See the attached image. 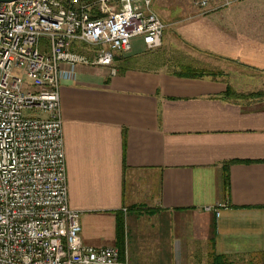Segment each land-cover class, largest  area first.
<instances>
[{
	"label": "crops",
	"instance_id": "obj_1",
	"mask_svg": "<svg viewBox=\"0 0 264 264\" xmlns=\"http://www.w3.org/2000/svg\"><path fill=\"white\" fill-rule=\"evenodd\" d=\"M245 50L224 55L262 65ZM144 51L134 40L111 66L79 65L61 81L83 244L129 264H264V98L227 99L222 76L139 68Z\"/></svg>",
	"mask_w": 264,
	"mask_h": 264
},
{
	"label": "built area",
	"instance_id": "obj_2",
	"mask_svg": "<svg viewBox=\"0 0 264 264\" xmlns=\"http://www.w3.org/2000/svg\"><path fill=\"white\" fill-rule=\"evenodd\" d=\"M242 1L195 6L204 15ZM151 4L0 3V264H129L115 247L84 245L68 206L60 85L79 65L111 66L134 40L159 48L165 25Z\"/></svg>",
	"mask_w": 264,
	"mask_h": 264
},
{
	"label": "rangeland",
	"instance_id": "obj_3",
	"mask_svg": "<svg viewBox=\"0 0 264 264\" xmlns=\"http://www.w3.org/2000/svg\"><path fill=\"white\" fill-rule=\"evenodd\" d=\"M196 1L152 0L153 12L165 25L161 46L138 55L136 66L176 72L185 64L206 73L221 71L240 95L264 90V0H245L204 15ZM46 45L47 40L41 39V48ZM237 47L241 53L248 49L243 54L262 65L224 55Z\"/></svg>",
	"mask_w": 264,
	"mask_h": 264
},
{
	"label": "trees",
	"instance_id": "obj_4",
	"mask_svg": "<svg viewBox=\"0 0 264 264\" xmlns=\"http://www.w3.org/2000/svg\"><path fill=\"white\" fill-rule=\"evenodd\" d=\"M180 68L179 71L176 72H171L172 75L177 76V77H182V78H203L204 76H211L212 78H216V76H223V73L221 71H216V72H208L206 73L203 69H197L193 68L189 65L181 64L178 66ZM225 97L227 99H258V98H264V90L262 91H257L253 93H249L247 95H240L236 93L233 88L230 85H227ZM121 228L118 227L117 231L120 234Z\"/></svg>",
	"mask_w": 264,
	"mask_h": 264
},
{
	"label": "water",
	"instance_id": "obj_5",
	"mask_svg": "<svg viewBox=\"0 0 264 264\" xmlns=\"http://www.w3.org/2000/svg\"><path fill=\"white\" fill-rule=\"evenodd\" d=\"M13 1H16V0H0V3H9V2H13Z\"/></svg>",
	"mask_w": 264,
	"mask_h": 264
}]
</instances>
